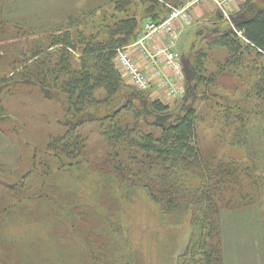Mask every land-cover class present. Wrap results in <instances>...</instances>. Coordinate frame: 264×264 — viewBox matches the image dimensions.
Here are the masks:
<instances>
[{
  "label": "trees",
  "instance_id": "obj_1",
  "mask_svg": "<svg viewBox=\"0 0 264 264\" xmlns=\"http://www.w3.org/2000/svg\"><path fill=\"white\" fill-rule=\"evenodd\" d=\"M258 1L242 2L232 22L219 14L217 20L225 26L196 35L205 46L191 43L184 49L186 94L176 108L152 98L148 89L129 85L115 59L119 50L142 36L146 21L163 22L181 8L180 1L143 0L147 4L140 17L132 0H117L111 13L100 12L97 17L102 20H93L91 29L85 20L75 19L63 32L40 37L25 25L10 27L0 20V37L27 33L28 40H37L21 61H14V68H21L20 81L10 87L13 79L0 81V92L39 90L56 107L65 130L51 137L49 157L44 156L51 161L44 169L58 178L54 197L43 191L45 177L40 195H27L31 190L27 181L44 175L37 172L36 154L20 181L7 185L0 180V264H34L27 263V249L36 250L44 260L37 264H140L125 225L127 205L137 191H144L159 207L162 225L192 227L177 264H226L221 211L256 204L264 196V168L202 149L199 125L215 114L214 144L226 140L245 146L251 131L261 129L250 131L252 118L258 115L264 123V6ZM96 12L91 16L97 18ZM213 48L223 50L225 57L218 62V72L210 74ZM233 63L247 65L252 74L247 72L242 82L248 83L246 87L237 84L231 93L219 74L232 69L228 66ZM18 69L12 71L13 78ZM213 99H218L216 112L205 113ZM123 114H131L133 124ZM0 120L12 123L9 116ZM92 122L100 124L107 142L106 149L93 156L89 135L83 133L84 125ZM35 232H43V238L35 237Z\"/></svg>",
  "mask_w": 264,
  "mask_h": 264
},
{
  "label": "rangeland",
  "instance_id": "obj_2",
  "mask_svg": "<svg viewBox=\"0 0 264 264\" xmlns=\"http://www.w3.org/2000/svg\"><path fill=\"white\" fill-rule=\"evenodd\" d=\"M115 1L117 0H0V20L9 22L10 27H14L12 24L16 23L25 25L28 29L32 28V31L38 32L37 36L39 37L44 33L57 34L60 30L63 32L71 25V21L75 19L85 20L86 26L91 29L93 20H96V22L99 18L100 21L102 20V16L97 17L100 12L102 13L104 10L105 14H108L114 10ZM179 1L184 6V10L180 11L185 14V18H181L178 15V19L182 20L188 27L192 24V27L188 28L185 34L187 45L184 48L186 49L191 43L198 45L202 41V37L196 40V35L201 34L202 36V34H207L208 31H216L221 24L225 26L226 22H218L217 20L220 15L222 16L221 18H224V21L229 19V22H232L233 14L237 13L235 11L236 8L234 9L233 7H237L240 0H213L214 6L209 9L211 10L209 12L210 16L204 15L197 20H195L194 12H196V5L199 1L170 0L172 4H177ZM132 2L134 4L133 9L139 10L137 15L141 17V13L144 12L147 3L143 2V0H132ZM257 5L264 6V0H259ZM98 9L100 10L98 11ZM246 11V14H250L248 13L250 12L249 10ZM94 12H96L95 16L97 18L94 15L91 16V13ZM199 20L200 22H198ZM142 22L144 25V21ZM146 22L147 25L150 21ZM72 32L76 34L77 30L72 28ZM37 36H34V38H37ZM29 38L30 36L27 33L0 37V81H4L6 78L13 79L9 87L20 81L17 75L21 72V68L18 69L20 65L14 68V61H21L26 56L27 51H29V46H32L37 41L28 40ZM204 42H201L202 46H205ZM9 43H13L12 46L9 47L7 45ZM181 52L182 58L184 52ZM209 54L208 69L210 74H213L218 72L216 67L219 65L218 62H223L225 53L223 50L213 48ZM13 58L16 59L13 60ZM75 64L78 65V62L75 61ZM229 67L232 69H225L219 74V81L226 85L229 92L233 93L237 84L239 86L241 84L245 87L247 86V82H242L247 78L248 73H252L247 71V65L242 68L238 64L233 63ZM14 69H18V71L13 78L11 73ZM119 72L122 73L123 78L130 85L131 83H129L120 68ZM253 81L254 78L250 82L253 83ZM181 85H184L182 91H176L175 93L177 94L175 96L169 93V101L164 98V95L163 98L161 96L165 102L172 105V108L180 106L184 100L186 94L185 79ZM0 94L2 95L0 108L6 109L5 111H0V117L7 118L9 116L10 122H12L7 123L4 120H0V180L4 178L3 182L7 185L20 181L21 174L28 169L31 155L36 154L37 172L40 173L42 171L44 175L32 176L27 181L31 187L27 195L34 197L42 188L43 177H45L47 190L43 191L48 193L50 197H54L52 194L54 191L53 187L56 186L58 178L54 173H47V169H44L48 162L51 164V161L44 156L49 157V154L46 155V148L51 137L61 135L65 131L58 123L59 113L56 112V107L51 101L43 99L37 89L28 90L22 87L16 88L11 92H0ZM216 102H218V99H213L210 103L211 107L206 108L205 113L216 112ZM123 115L128 122L133 124L131 114ZM214 116L215 114H211L208 116L207 122H202L199 125V146L202 149L217 150L220 154L235 160H249L264 168V123L262 118L258 115L252 118L250 131L256 126H261V129L255 132L251 131L246 145L234 146L227 144L226 140L214 144L216 135L213 132V126H211ZM144 125L146 124L144 123ZM99 127L100 124L97 122L84 125L83 133L89 135L88 146L92 156L102 153L107 146V142L103 138ZM146 128L148 127H143V130ZM215 128L219 131L221 126ZM23 142H26L27 145L25 146ZM207 155L210 154L207 153ZM33 174L35 175L36 173L33 171ZM37 195L40 194L37 193ZM126 210L125 225L129 230L133 243L135 261L140 264H177L178 258L186 249L193 231L190 224L185 223L177 227L162 225L159 221V207L147 197L144 191H137L133 194ZM221 217L223 223V251L226 264H264V196L256 204L242 210L223 209ZM42 234L43 232H35V237L42 239ZM31 241L27 240L28 243ZM25 251L28 256L27 260H29L27 263L33 262L37 264L44 261L41 260V256L36 250L31 252V250L27 249ZM50 259L49 261H53Z\"/></svg>",
  "mask_w": 264,
  "mask_h": 264
},
{
  "label": "crops",
  "instance_id": "obj_3",
  "mask_svg": "<svg viewBox=\"0 0 264 264\" xmlns=\"http://www.w3.org/2000/svg\"><path fill=\"white\" fill-rule=\"evenodd\" d=\"M197 1L199 2H197L196 12H194L195 20L201 18V16L203 17L204 15H209V12H211V10L209 9L213 8L214 6L213 0H197ZM243 1L244 0H240L239 5L237 7H233L234 9L236 8L235 11H237L240 8V5ZM183 8L184 6H181V8L175 10L183 11L184 10ZM180 17L185 18V14L182 12V15ZM198 22H200V20ZM173 23L177 34V38L175 40H172L171 36L168 33H158L150 38H145V25H144V33L142 34V36L135 43L127 47L128 51L132 54L134 60L141 67L143 72L151 78V85L148 88V91L151 93V96L156 98H161L162 96L163 98L164 95L165 96L164 98L168 101H169V96H168L169 94L167 93L166 89L162 87V83H161L163 80L162 77L168 74L165 57L161 55L160 56H154V55H156L157 50L162 47H168L172 51H176L178 53H180L181 50L183 52L185 49L184 47H186L187 45V41L185 39V34L187 33L186 31L188 28L192 27V24L188 27L180 19L175 20ZM157 71L161 72V76L156 75ZM181 84L182 83H178V88H180V91H182V87L184 86V85L182 86Z\"/></svg>",
  "mask_w": 264,
  "mask_h": 264
},
{
  "label": "built area",
  "instance_id": "obj_4",
  "mask_svg": "<svg viewBox=\"0 0 264 264\" xmlns=\"http://www.w3.org/2000/svg\"><path fill=\"white\" fill-rule=\"evenodd\" d=\"M178 15L181 16L182 12L174 10L170 17L161 23L148 22L145 26V38H150L158 33H168L172 40H175L177 34L173 22L178 19ZM160 55L165 57L168 69V74L162 77V87L166 89L168 94L175 96L177 94L175 93L176 91L180 92L178 83H182L185 78L181 55L168 47L159 48L154 56ZM116 62L134 87L139 90H147L150 87L151 78L143 72L127 48L118 51ZM156 75L161 76V72L157 71Z\"/></svg>",
  "mask_w": 264,
  "mask_h": 264
}]
</instances>
